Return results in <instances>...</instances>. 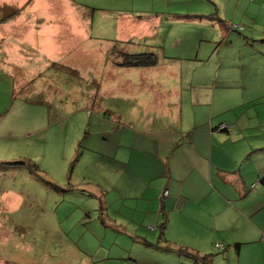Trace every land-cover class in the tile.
Instances as JSON below:
<instances>
[{"label": "rangeland", "instance_id": "374dc122", "mask_svg": "<svg viewBox=\"0 0 264 264\" xmlns=\"http://www.w3.org/2000/svg\"><path fill=\"white\" fill-rule=\"evenodd\" d=\"M92 1L0 0V264H194L169 250L160 228L141 213L136 200L147 180L140 173L146 166H126L114 157L147 156L155 143L122 116L134 111L131 102L116 105L109 97L120 87L119 81L110 84L111 74L133 90L138 77L150 74L137 71L146 67L103 68L111 67L104 57H122L110 46L92 52L86 21L90 7L100 5ZM122 5L138 16L158 6L226 21L234 37L223 51L233 52L235 65L241 64L238 58L254 63L246 77L261 93L251 98L248 110L264 117V0H127ZM71 17L79 38H70L74 30L68 26H57L59 40L50 35L59 19ZM190 23L197 25L172 32L183 40L188 33L196 40L215 33L201 21ZM177 47L173 55L183 53ZM249 123L264 130V119ZM124 136L130 148L119 147ZM137 136L146 141L144 148L134 146ZM172 215L181 221V212ZM146 231L157 235L144 239Z\"/></svg>", "mask_w": 264, "mask_h": 264}, {"label": "crops", "instance_id": "0c3cea01", "mask_svg": "<svg viewBox=\"0 0 264 264\" xmlns=\"http://www.w3.org/2000/svg\"><path fill=\"white\" fill-rule=\"evenodd\" d=\"M123 1L127 0H98L100 5L90 7L86 25L92 52L110 46L121 57L140 53L157 57L155 65L137 70L150 76L138 77L136 90L126 80L110 77V84L119 81L120 87L109 97L116 105L131 102L134 111H123L122 116L134 121L128 123L136 133L155 143L147 156L114 154L126 166H146L140 173L147 180L136 200L145 221L160 228L159 238L166 237L169 246L208 254L212 264L222 260L264 264V130L248 127L255 117L264 119L261 113L248 110L251 98L261 93L249 86L246 77L254 63L238 58L236 64H241L235 65L233 52L223 51L234 36L226 21L213 14H176L157 6L138 16ZM69 21L59 19L50 35L59 40L57 26H68L74 30L70 38H79L77 21L73 17ZM196 21L214 28L215 33H203L197 40L188 33L183 40L172 32ZM177 46L183 53L173 55ZM104 58L111 65H103L104 69L125 67L121 59ZM224 124L227 129H219ZM145 143L137 136L134 146L144 148ZM129 145L124 136L119 147ZM137 187L131 192L134 196ZM177 212L181 221L173 220L172 213ZM146 233L144 239L157 235Z\"/></svg>", "mask_w": 264, "mask_h": 264}, {"label": "trees", "instance_id": "16d2710c", "mask_svg": "<svg viewBox=\"0 0 264 264\" xmlns=\"http://www.w3.org/2000/svg\"><path fill=\"white\" fill-rule=\"evenodd\" d=\"M122 57V65L127 67H147L155 65L157 63V57L153 53H140L132 55L123 54ZM168 249L177 250L180 254L185 255L187 257H191L194 260V264H212V258L208 254L201 255L198 252L182 247L173 248L172 246H169Z\"/></svg>", "mask_w": 264, "mask_h": 264}, {"label": "built area", "instance_id": "2783aa9c", "mask_svg": "<svg viewBox=\"0 0 264 264\" xmlns=\"http://www.w3.org/2000/svg\"><path fill=\"white\" fill-rule=\"evenodd\" d=\"M219 129H227V125L224 124V125L220 126ZM167 194H168L167 191L163 192V195H164V196H167ZM218 247H219L220 249H223V245H222V244H219Z\"/></svg>", "mask_w": 264, "mask_h": 264}]
</instances>
